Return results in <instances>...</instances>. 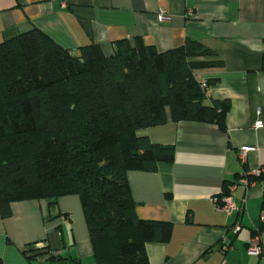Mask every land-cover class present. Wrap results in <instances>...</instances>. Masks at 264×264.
Here are the masks:
<instances>
[{"label":"crops","instance_id":"crops-1","mask_svg":"<svg viewBox=\"0 0 264 264\" xmlns=\"http://www.w3.org/2000/svg\"><path fill=\"white\" fill-rule=\"evenodd\" d=\"M162 10L169 21L159 19ZM34 27L75 54L90 43L111 52L116 40L137 37L159 51L190 38L217 54L222 67L197 73L215 80L210 99L230 101L226 129L174 122L167 109L166 123L141 130L152 142L174 145L175 155L156 171L128 173L135 213L173 223L168 242L146 244L150 264H264V242L261 256L248 252L252 231L262 223L264 178L247 184L241 176L264 169V0H0V42ZM244 146L253 148L245 161ZM226 184L235 185L231 213L213 200ZM11 210L7 218L0 214L3 263L95 264L78 195L61 196L55 205L47 199L15 201ZM35 243L59 258L43 252L28 258L24 250Z\"/></svg>","mask_w":264,"mask_h":264},{"label":"trees","instance_id":"trees-1","mask_svg":"<svg viewBox=\"0 0 264 264\" xmlns=\"http://www.w3.org/2000/svg\"><path fill=\"white\" fill-rule=\"evenodd\" d=\"M216 57L190 38L164 51L137 37L116 40L111 52L90 43L75 54L36 27L0 42L1 216L15 201L55 205L76 194L95 264H150L146 244L168 242L173 223L138 218L128 173L156 171L175 147L139 132L166 123L167 109L174 122L226 129L230 101L210 99L215 80L203 87L197 73L222 67ZM263 231L264 220L251 237ZM42 252L59 258L36 243L24 250L30 259Z\"/></svg>","mask_w":264,"mask_h":264},{"label":"built area","instance_id":"built-area-1","mask_svg":"<svg viewBox=\"0 0 264 264\" xmlns=\"http://www.w3.org/2000/svg\"><path fill=\"white\" fill-rule=\"evenodd\" d=\"M159 19L161 21H169L171 19L170 15L166 14L163 10L160 12L159 14ZM201 78V77H200ZM201 82L203 87L207 86V82L205 79L201 78ZM209 92V89L207 90V94ZM263 126L261 121H257L255 123V127L256 128H261ZM253 148L250 146H244L241 148L240 150V155L242 160H246L247 158V154L249 151H251ZM261 175H264V169L260 168V169H256L253 170L252 172H246L244 173L242 182L249 184V180H248V176H256L259 177ZM235 185L230 186L229 191L231 192L234 189ZM215 202L218 203V205L220 206V208L228 213H231L235 208V203H234V199L232 197L231 194L229 195H223V196H217L213 199ZM246 209L245 205H242L239 207L240 212H244ZM262 220H264V214H262ZM241 226L240 224H237L235 226V230L236 232H238L240 230ZM263 242H264V231L260 234H256L255 236L251 237L249 244H248V252L250 254H254V255H258L261 256L263 253ZM230 247L228 246L227 242L225 240H223V246H222V250L223 251H227Z\"/></svg>","mask_w":264,"mask_h":264}]
</instances>
